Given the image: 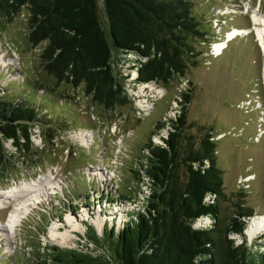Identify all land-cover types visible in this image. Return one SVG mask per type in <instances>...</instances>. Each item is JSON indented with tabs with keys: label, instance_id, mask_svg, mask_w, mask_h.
I'll list each match as a JSON object with an SVG mask.
<instances>
[{
	"label": "trees",
	"instance_id": "1",
	"mask_svg": "<svg viewBox=\"0 0 264 264\" xmlns=\"http://www.w3.org/2000/svg\"><path fill=\"white\" fill-rule=\"evenodd\" d=\"M196 1L0 0V22L24 13L28 45L41 51L34 79L26 77L17 87L11 80L10 90L0 84V179L10 180L11 167L19 163L6 143L23 157L39 158L33 126L42 128L46 144L59 131L86 129L79 122L74 97L59 96L52 83L81 89L98 106L114 110L132 103L117 72L128 55L136 59L130 71L137 74V85H169L197 69L204 53L200 47L212 51L215 37L220 42L223 35L217 36L211 31L214 24L207 25L205 17L196 15ZM213 21L221 27L226 20L216 16ZM12 72L0 69V81ZM192 91L178 92L174 100L178 113H166L154 125V130L165 133L160 145L152 142V131L141 148L146 168L134 171L131 183L139 186L142 174L149 179L142 185L149 188L145 204L120 226L104 224L101 233L91 222L83 223L91 243L108 248L113 262L103 255L93 257L39 242L36 262L30 264H264V241L249 245L245 233L255 215L245 206L247 194L236 195L242 201L232 204L230 218L222 206L229 201L218 165L216 142L222 133H215L212 124L190 120ZM122 186L118 199L139 203L127 188L128 198L124 197ZM95 189L85 197L95 198ZM205 217L213 220L212 226L195 228L196 221Z\"/></svg>",
	"mask_w": 264,
	"mask_h": 264
},
{
	"label": "rangeland",
	"instance_id": "2",
	"mask_svg": "<svg viewBox=\"0 0 264 264\" xmlns=\"http://www.w3.org/2000/svg\"><path fill=\"white\" fill-rule=\"evenodd\" d=\"M195 11L198 17L207 19V25L214 24L211 31L217 36L227 38L235 29L240 31V35L227 43V39L222 41L226 47L219 53L215 49L211 51L206 45L201 46L205 54L200 57V66L192 69L187 78H176L169 85H144L135 90H131L133 86H130L128 91L132 103L114 110L98 106L81 89L72 90L65 84L55 86V82L52 83L59 96L66 93L74 97L79 122L86 129L59 131L54 141L46 144L42 128L33 126L32 140L40 152L39 158L23 157L10 143H6V148L17 156L19 163L11 167L10 180L0 179V198L3 194L12 197L17 189L26 191V194L32 188L37 190L40 187L36 186L37 183L45 179L39 189L41 194L43 190L47 194L43 193L44 197L38 199L41 204L37 206L35 198H29L27 209L25 206L21 211L15 209L18 216L16 225L20 224L15 233L7 218L8 213L17 207V202L13 201L17 197L11 198L10 209H4L8 204L0 205V225H6L10 242L6 248L4 237L0 236V264L36 262L40 244L78 250L93 257L103 255L113 262L108 248L91 243L83 223L91 222L101 233L104 224L109 222L110 226H120L128 220V216L131 217V213L145 204L149 188L142 185L149 179L142 174L141 186L131 183L133 172L146 168L141 160V148L152 131L155 133L152 142L160 145L161 135L165 133L154 130V125L162 122L166 113L173 115L177 112L175 97L187 88H193L190 120L212 124L215 133H222L217 136L216 145L218 165L224 172V187L229 196V201L222 202L228 218L232 216V204L242 201L236 195L244 192L247 194L245 206L255 210V221L264 220V46L256 41L254 31V28H262L264 24L253 22L256 16L264 19V2L197 0ZM216 16L226 20L223 26L218 27L213 21ZM28 31L24 13L11 21L0 22V69L13 70V74L1 79L0 84L9 90L11 80H16L17 87L26 77L34 79L40 68L41 51L40 48L29 47ZM246 31L252 33L246 34ZM213 42L218 43V37ZM135 60L134 55H128L119 64L117 72L123 85L136 79V73L130 71ZM123 77L126 79L123 80ZM96 140L99 142L94 145ZM42 163L44 165L40 169L33 168V165ZM56 182L59 187L54 185ZM121 185H124L121 187L124 197L128 198L127 188L132 196L140 198L139 203L130 204L118 199L117 189ZM92 187L96 188L95 198H86L91 195ZM102 196L104 201L100 200ZM29 204L32 205L30 209ZM76 208L79 211L76 212ZM68 219L72 222L69 223ZM258 221L254 233L248 232L250 225L247 229L249 245L254 241H264L261 239L264 227L260 229ZM75 223L79 227L74 226ZM53 230L69 238L62 241L61 237H54Z\"/></svg>",
	"mask_w": 264,
	"mask_h": 264
},
{
	"label": "bare ground",
	"instance_id": "3",
	"mask_svg": "<svg viewBox=\"0 0 264 264\" xmlns=\"http://www.w3.org/2000/svg\"><path fill=\"white\" fill-rule=\"evenodd\" d=\"M257 17V16H256ZM256 17H254V23L256 24V25H258V24H264V19L262 18V19H258V18H256ZM251 29V28H250ZM254 31L256 32V35H257V37L255 38L256 39V41H258L259 43H260V45L261 46H264V27H262V28H254ZM251 33H252V31H250ZM250 32H248V31H246V34H249ZM255 34V33H254ZM236 35H240V31L239 30H237V29H235L234 31H232V32H230L229 34H228V36H227V41H226V43L228 42V41H230V40H232ZM259 45V46H260ZM224 47H226V44H225V42H218V43H216L215 44V46H214V49H215V51H217V53H219V52H221L222 51V49L224 48ZM215 55V54H214ZM217 55V54H216ZM215 55V56H216ZM216 57H218V56H216ZM102 173V172H101ZM103 175V174H102ZM104 179L106 178L105 176H102ZM45 181H46V179L45 180H43V181H40V182H38L37 183V185L36 186H40L39 188H41V186L45 183ZM101 181V180H100ZM48 182H50V180L48 181ZM52 182V181H51ZM104 182V181H103ZM53 183V182H52ZM52 183H49V184H52ZM54 185H56L57 187H59V183L58 182H56ZM26 188H28V190H30L29 188H30V186L28 187H26ZM32 188V187H31ZM37 189V190H34L33 188H32V193L31 192H29V193H27L26 194V191H24V190H22V189H20V190H18L17 189V192H15L14 193V195L12 196V197H10L9 195H7V194H3L2 196H1V203H0V205H4V204H8L7 205V208H4V209H10V204H11V198H16L17 200H13V201H16L17 202V207H15V208H13V210L12 211H10L9 213H8V218H7V222L9 223V226H10V228H11V230H13L14 228V233H15V230H16V227H18V225H20V224H17L16 225V221H17V217L18 216H16L15 215V213L16 212H14L15 211V209H16V211H21V210H23V206H25L26 207V209H27V205H26V203L29 201V198L30 199H34L35 198V200L34 201H36V202H34L35 203V205L37 206V204H41L40 203V201L41 200H38L39 198L41 199V197H44V194H45V192H44V190H43V192H42V194H41V190L40 189ZM43 189H44V187H42ZM47 190H49L48 188H46ZM40 190V191H39ZM44 193V194H43ZM26 194V196H24ZM47 194V193H46ZM45 194V195H46ZM34 196V197H33ZM27 197V198H26ZM46 198V197H45ZM23 202H25V203H23ZM33 203V204H34ZM30 206H32L31 204H29V206H28V208L30 209ZM29 215V214H28ZM26 217H27V215H26ZM256 218H257V216H255ZM21 218H23V216L21 217ZM262 218H264V216H262ZM26 219V218H25ZM259 220V221H258ZM257 221L258 222H260V229H261V227H264V220L262 221L261 219H258ZM257 221H255V219H253V221L249 224L250 226H251V228L248 230V232L250 233L251 231H253L254 230V228H256V227H258V225H257ZM19 222H21V221H19ZM68 222L70 223V222H72L71 221V219H68ZM22 223V222H21ZM252 224V225H251ZM16 225V226H15ZM78 226L79 227V225L78 224H76L75 223V225L74 226ZM5 226L6 225H0V236L1 237H4V239H5V244H4V246H6V248L7 247H9V245H10V242H9V237H8V230H6L5 229ZM81 226V225H80ZM75 228V227H74ZM255 231V230H254ZM254 231L253 232H251V233H254ZM250 233V234H251ZM54 237H58V238H60V239H62V241L63 240H67L68 238H69V236H67V235H65V234H59L58 232H55L54 230H53V234H52Z\"/></svg>",
	"mask_w": 264,
	"mask_h": 264
},
{
	"label": "built area",
	"instance_id": "4",
	"mask_svg": "<svg viewBox=\"0 0 264 264\" xmlns=\"http://www.w3.org/2000/svg\"><path fill=\"white\" fill-rule=\"evenodd\" d=\"M132 73H135V72H132ZM136 75V77H137V74H135ZM127 77H129V76H127ZM136 80V79H135ZM135 80H133L132 82L131 81H127L126 82V84H125V91H126V93H127V95L131 98V96L129 95V91H128V87H130V86H133V87H131L132 89L131 90H135L134 88H139V87H142V86H144V85H151V84H155L154 82H152V83H145V84H136L135 83ZM132 100V99H131ZM176 113V112H175ZM256 217H252L251 219H250V222L248 221V228H249V224L253 221V219H255ZM212 224H213V220H211L210 218H208V217H205V218H202V219H199V220H197L196 221V223H195V225H196V228H203V229H205V228H209V227H211L212 226ZM247 232V229H246V231H245V233ZM247 234V233H246Z\"/></svg>",
	"mask_w": 264,
	"mask_h": 264
},
{
	"label": "clouds",
	"instance_id": "5",
	"mask_svg": "<svg viewBox=\"0 0 264 264\" xmlns=\"http://www.w3.org/2000/svg\"><path fill=\"white\" fill-rule=\"evenodd\" d=\"M226 37V36H225ZM255 37H257V35L255 34ZM224 40H226V38H224V39H222L220 42H222V41H224ZM214 46H215V44H214ZM137 78V77H136ZM249 222H250V219L248 220ZM246 229H248V223H247V228ZM261 237H264V232H263V234H261Z\"/></svg>",
	"mask_w": 264,
	"mask_h": 264
}]
</instances>
